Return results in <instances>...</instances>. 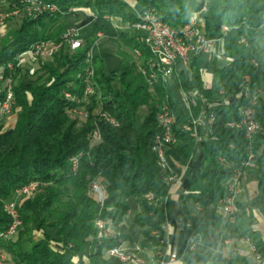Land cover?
I'll use <instances>...</instances> for the list:
<instances>
[{
    "label": "trees",
    "instance_id": "obj_1",
    "mask_svg": "<svg viewBox=\"0 0 264 264\" xmlns=\"http://www.w3.org/2000/svg\"><path fill=\"white\" fill-rule=\"evenodd\" d=\"M57 6L58 12L38 17H22L16 29H9L8 41L0 49V99L2 85L12 80L14 101L20 110L14 126L0 129V232L8 226V216L3 209L5 201L12 199L21 185L37 180L38 189L28 195H42V201L32 206V215L17 204L22 225L16 237L0 238V248L12 264H104V252L112 247H123L128 240L125 229L113 232L108 238H99L95 222L101 219L106 225H118L130 211L129 200L140 205L135 223L158 244L151 231L164 236L162 225L170 200L167 187L153 151V139L160 130L156 114L159 106L167 103L175 114L173 126L176 140L166 149V157L175 175L196 156L199 166L190 178L186 199L202 205H217L226 193L225 183L232 168L243 176L254 175L257 182L256 197L264 200V132L253 135L250 141L242 130L227 126L240 117L243 100L212 106L207 114L214 117L211 132L196 141L191 130H185L188 116L171 98L169 88L159 79L148 86L137 71L124 44L130 50H139L142 63L149 56L148 48L131 29L118 27L113 18L123 24H134L138 17L123 0H42ZM144 9L154 8L159 19L173 29H179L188 17L202 6L203 0H134ZM84 9L93 14L92 28L117 44L120 69L105 73L100 58L93 60L92 82L96 93L87 104H80L64 96L65 92L76 98L83 95L87 70V53L95 40L82 38L81 47L70 50L66 45L54 53L51 60L37 70L36 78H27L26 67L7 63L40 41H62L70 27L68 19ZM83 14V13H82ZM202 16L204 32L208 37L221 38L223 52L230 62L221 68H212L211 77L202 81L200 69L208 67L204 55L193 56L188 67L178 74L185 88L195 87L207 100L216 98L223 88L238 92L242 87L260 91L255 106V119L264 126V0H208ZM226 26L227 31H221ZM244 42H240V38ZM248 77V81L244 78ZM117 81L123 90L113 86ZM49 82V84H47ZM84 107L86 118L80 120L71 109ZM147 107L141 118V107ZM96 110V111H95ZM106 112L117 120L112 126L99 116ZM197 112V110H196ZM97 130L99 140L92 144V133ZM80 154L77 168L72 170L70 158ZM252 154V166L243 163ZM219 158L223 162L219 161ZM100 178L106 196L102 205L90 194L91 182ZM151 193L152 201L145 196ZM67 197L66 200L63 198ZM234 222L236 232L249 238L264 259V242L253 232L252 210L236 202ZM40 231L42 238L31 239L32 231ZM30 246L23 248V239ZM55 242L62 249L54 248ZM78 260L80 262H78Z\"/></svg>",
    "mask_w": 264,
    "mask_h": 264
},
{
    "label": "built area",
    "instance_id": "obj_2",
    "mask_svg": "<svg viewBox=\"0 0 264 264\" xmlns=\"http://www.w3.org/2000/svg\"><path fill=\"white\" fill-rule=\"evenodd\" d=\"M126 1V0H123ZM208 0H203L202 6L198 11L193 12L188 20L179 28L173 29L167 23L161 21L154 8L144 9L136 13L138 20L132 25V28L139 31L141 34L137 38L148 48L149 56L145 62L141 61V53L139 50H134L136 56L137 71L143 76L148 86H152L159 79L168 85L171 76H175L179 85L180 97L183 103V109L188 116V124H184L185 130H191L196 141L200 142L203 136H207L211 132V124L214 117L207 114L209 109L214 105L230 104L236 99L243 100L239 107L240 117L238 120L227 123L228 127L236 128L243 131L244 138L250 141L258 132H264L262 126L255 119V106L260 91H250L246 86L242 87L237 93L233 89L227 91L220 88L217 91L216 98L207 100L204 95L195 87H183L181 81L178 79L180 71L185 70L193 56L204 55L208 60V67L221 68L230 62V58L225 56L223 52V41L221 38L208 37L204 32L205 20L202 16L206 10ZM79 11L83 14L90 13V11L78 8L69 9L68 12ZM58 12L55 4L45 2L42 0H0V39L7 35L10 29V21L15 18L22 17H38L43 14H54ZM94 17V16H93ZM228 28L221 27V31L225 32ZM101 36L100 33L97 34ZM240 42H244V38H240ZM83 39L81 37L79 27H69L63 34L62 41L54 43L52 41H40L34 43L29 49L16 54L14 63H7V68L12 70L14 65L26 67L29 74L38 70L43 63L51 60L54 53H56L62 45H66L68 49L75 50L81 47ZM93 57L91 52L87 53V70L84 77L83 95L81 98H76L68 92L64 96L72 101L80 104H87L89 98L93 96L96 91L92 82L93 75ZM207 67L200 69V76L202 81H207L211 77V73L206 70ZM3 74L0 71V79ZM248 81V77L244 78ZM49 84V82H47ZM13 84L10 78H7L2 85L3 97L0 99V129L1 131L12 128L16 122L17 113L20 107L15 104ZM197 110V112H196ZM71 114L77 116L80 120L86 118V111L84 107L73 108L70 110ZM96 111V110H95ZM99 116L112 126H117L118 122L106 112H99ZM156 120L159 126V131L155 134L153 139V151L157 156V164L160 172L163 174L162 181L171 192L177 184L180 175H175L168 164L166 157L167 147L174 143L176 134L173 126L176 122L175 114L167 103L159 106L156 114ZM202 130V131H200ZM99 133L95 130L92 133L91 141H98ZM80 154L72 156L69 160L72 170H75L78 165ZM252 154L243 163L244 167L252 166ZM220 162H223L219 158ZM242 172L238 168H232L230 175L225 183V195L218 201V205L223 213L224 219L228 223H233L235 218L237 198L242 192L241 185ZM40 183L37 180L29 181L21 185L14 192L13 198L5 201L3 209L6 212L9 222L8 226L0 232V238L7 240L13 238L22 225L20 214L15 199L35 192ZM90 194L92 198L102 205L106 196V191L101 183L100 178H96L91 182ZM145 198L147 201L154 199L153 194L148 193ZM98 230L99 238H108L111 236L110 225H106L101 219L95 222ZM164 230V224L162 225ZM151 235L158 239V246H165L166 242L163 237H159L158 230L151 231ZM244 243L249 245V257L255 262L261 261V255L256 251L249 238L241 239ZM196 241H191L187 245L188 251H194L197 246ZM105 255L113 257L121 264H166L167 261L162 256L161 249L156 252L155 256L146 257L141 253L140 248L134 247H112L104 252ZM176 258V254H169V261ZM0 264H9L5 252L0 248Z\"/></svg>",
    "mask_w": 264,
    "mask_h": 264
},
{
    "label": "crops",
    "instance_id": "obj_3",
    "mask_svg": "<svg viewBox=\"0 0 264 264\" xmlns=\"http://www.w3.org/2000/svg\"><path fill=\"white\" fill-rule=\"evenodd\" d=\"M127 1L133 5V7H129L135 14L141 11L134 8V0ZM83 15L86 16V14ZM92 18L93 15L90 16L91 20ZM70 19H73V21L69 26L79 27V29L85 22L81 21L79 16ZM76 19L79 20L77 21ZM135 34L138 35L137 32ZM92 57L93 59L98 58V56L94 55ZM199 160L200 156L197 159L194 158L182 168L177 184L171 192H169L166 186L167 198L170 200V203L165 210L163 230V238L166 242L165 246L159 247L149 238V234L135 222L141 229L142 237L140 239H134L123 222H120L118 225H110V231L113 230L112 232L118 233L122 229H125L128 240L124 246L131 249L138 247L146 257L155 256L156 252L161 249L162 256L167 261L166 264H264V259H261L260 262H255L249 257V245L241 240L242 237L236 232L232 223L225 221L218 204L202 206L191 199L183 197L188 188L190 178L199 166ZM256 189L257 182L255 176H243L242 192L237 198V202L251 208L253 217L249 227L264 242V200L256 197ZM191 241L198 242L194 251L187 250V245ZM170 253L176 254V258L168 262ZM6 257L9 264H12L7 254ZM103 258L104 264H121L115 258L105 254ZM107 259H111V261Z\"/></svg>",
    "mask_w": 264,
    "mask_h": 264
},
{
    "label": "rangeland",
    "instance_id": "obj_4",
    "mask_svg": "<svg viewBox=\"0 0 264 264\" xmlns=\"http://www.w3.org/2000/svg\"><path fill=\"white\" fill-rule=\"evenodd\" d=\"M163 1H165V0H156V3L160 5L163 3ZM223 1L226 4H232L234 2V0H223ZM126 2L129 4V6L133 7V5L131 3H129V1L126 0ZM133 4H134V8L136 10H138V11L141 10V7L138 3L134 2ZM90 16H91L90 13H86V16H84L82 13L79 15V19H81V21H83V22L85 21L84 24L80 28L81 37L82 38H92L95 40V42L91 48V52H92V55L98 56V58L101 59L105 73L108 74L111 71L119 70L120 69V57L117 54V44L114 43L113 41L109 40L105 36L95 37L94 31L92 28V23H91L92 20L90 19ZM76 17H78V16H72L71 18H76ZM18 19H20V18H15V19L10 21V29L11 28L16 29L18 27V25H19ZM79 19H76V20L78 21ZM72 21H73V19H70V18L68 19L69 24H72ZM113 22H115L118 27L125 28V29H131L130 31H132L133 34H134V32H137L138 35H140L139 31L132 28L133 24H130V25L123 24L118 18H113ZM7 41H8L7 37H5V36L1 37L0 49L3 45H5L7 43ZM121 49L124 52H128V54L133 59V61L136 62V56H135V53L133 52L134 50H130L124 44L121 45ZM206 70L208 72H210L212 70V68L207 67ZM36 72H37L36 68H35V72L33 74H29L27 72V78H31V79L36 78V76H37ZM113 86L115 88L119 89L120 91L123 90V88L120 86V84L117 81L113 82ZM167 86L169 88L172 100L178 106L183 108L184 105H183L181 97H180L179 85L177 83L175 76L170 77ZM261 96L264 97V93H262ZM146 112H147V107L146 106L141 107V109L139 111L141 118L146 114ZM95 142L96 141H93L92 144ZM195 158L197 159L198 156H196ZM42 198H43L42 195L35 196V194H33L30 196H26V197L16 198L15 201H16V204H23L25 212L29 215H32V206L35 204L36 201H42ZM12 199H14V198L12 197ZM63 199L66 200L67 197H64ZM129 202H130L129 215L122 222L126 226L128 232L132 234L134 239H140L142 237L141 236V229L134 223L135 222L134 220L137 216V213L140 211V205L137 204L132 199L129 200ZM120 228H123V227H120ZM19 230L20 229H18V231L16 232L14 237L17 236ZM112 231L113 230L110 231L111 235L113 234ZM30 234L32 236L31 237L32 240H38V239L42 238L40 231L34 230ZM52 245L54 248L62 249V247H60V245L55 243V242H52ZM29 246H30V243L28 242V239L26 237L23 239V248L27 249ZM107 260L111 261V259H107ZM78 262H80V261L78 260Z\"/></svg>",
    "mask_w": 264,
    "mask_h": 264
}]
</instances>
